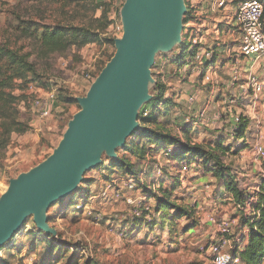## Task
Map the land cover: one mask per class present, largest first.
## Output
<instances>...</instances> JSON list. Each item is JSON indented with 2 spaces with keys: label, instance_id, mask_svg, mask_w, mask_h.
<instances>
[{
  "label": "rangeland",
  "instance_id": "obj_1",
  "mask_svg": "<svg viewBox=\"0 0 264 264\" xmlns=\"http://www.w3.org/2000/svg\"><path fill=\"white\" fill-rule=\"evenodd\" d=\"M185 1L187 8L192 6V0ZM195 4L194 22L188 16L184 23H190L191 28L197 30L201 28L205 44L219 52L221 85L216 92L228 93L234 71L238 68L242 74L240 83L245 82L251 61L248 66L244 59L240 60V65H235L234 54L228 58V47L237 39L236 35L232 36L235 22L231 21V14L212 11L210 0H195ZM110 7L114 11L112 0H61L60 3L0 0V67L13 66L8 50L29 64L27 67L17 63L14 67L24 76L12 87L22 101L16 106L17 116L28 124L29 129L25 134L13 133L7 147L0 150V199L12 180L44 163L58 149L70 123L82 111L80 100L88 96L115 57L116 40L122 38L116 31V27L122 25L121 11H117L112 19L113 27L100 37L98 43L86 46L81 52L73 48L61 55L44 58L39 55L37 41L42 27L65 24L88 27L103 15L108 16ZM164 57L165 54H157L152 73L160 72L165 64L164 71L173 76L175 66ZM256 68L254 66L250 72ZM10 74L12 72L0 79L6 80ZM187 81L177 80V77L172 80L176 94L191 90ZM200 89L204 101L208 90L204 86ZM49 90L56 91L59 104L51 118L40 120L33 112L32 101ZM6 92L12 90L7 88ZM151 94H154L153 90ZM185 98L182 95L179 100L175 99L177 107L173 106V101L172 105H167L166 109L172 115L150 127L169 132L171 137L182 138L183 142H188L190 137L194 143L213 147L217 138L210 128L179 135L178 126L184 124L187 115ZM245 106L242 110L249 120V128L244 133L246 148L236 151L242 147L244 139H224L230 150L223 159L225 166L240 181V188L253 193L264 172V159L253 148L260 137L264 145V92L256 103ZM141 128L140 123L139 130ZM3 131L0 127V134ZM136 132L127 139L124 147L136 139ZM137 140L140 144L134 145L131 151L119 148L115 157L105 153L102 163L86 172L75 193L59 199L49 208L48 225L55 235L40 232L33 215L29 216L23 227L0 249V264H212L210 247L219 240L224 219L231 223L233 219H239V204L226 191L223 181L204 172L200 163L178 165L166 157L165 151L151 153L147 140ZM118 158L126 160L139 172L140 182L127 176L124 169L112 167ZM172 188L170 199L178 206L191 208L196 224L176 210L163 212L161 218L156 216L157 202L151 196ZM140 208L150 209L157 221L154 230L146 225L148 213L137 217L136 210ZM231 231L238 238L243 234L238 223H232Z\"/></svg>",
  "mask_w": 264,
  "mask_h": 264
},
{
  "label": "water",
  "instance_id": "obj_2",
  "mask_svg": "<svg viewBox=\"0 0 264 264\" xmlns=\"http://www.w3.org/2000/svg\"><path fill=\"white\" fill-rule=\"evenodd\" d=\"M185 0H126L117 53L80 100L82 111L69 125L54 154L32 171L12 180L0 199V249L33 215L40 232L55 235L47 212L75 193L87 171L140 129V111L153 100L152 75L157 54L181 46Z\"/></svg>",
  "mask_w": 264,
  "mask_h": 264
},
{
  "label": "built area",
  "instance_id": "obj_3",
  "mask_svg": "<svg viewBox=\"0 0 264 264\" xmlns=\"http://www.w3.org/2000/svg\"><path fill=\"white\" fill-rule=\"evenodd\" d=\"M210 1L212 11L230 13L231 21L235 22V30L232 36L236 35L237 39L233 40L234 45L228 47V58H232L234 54L235 65H240L242 59L247 60L246 66L249 65L248 61H251V69L256 66V71L250 72L251 69L246 71V80L240 83L242 74L237 68L234 71V77L230 80L228 93L220 94V91L217 93L216 90L221 85L220 72L222 71V66L219 63V52L217 53L214 47L211 48L205 44L201 28L197 30L191 28L190 23H184L181 46L174 48L164 57L174 64L175 74L172 76L165 72V64L161 66L160 72L152 73L156 81V85L152 89L153 100L140 111V123L142 117L146 118L151 114V104L155 101L156 96L161 97L162 100H171L170 105L174 102L173 106H175L178 103L175 99L179 100L182 95H185V112L187 115L184 124H179V128L177 127L180 136L183 133L185 135L191 134L192 130L210 128L215 132L217 141L221 139L237 140L244 117L242 107L256 103L259 95L264 92V2L262 0ZM125 2L126 0H112L113 20L117 11L122 10ZM191 5L187 8L185 17L189 16L194 22L195 17L192 14L196 7L195 0L191 1ZM230 25L232 26V24ZM116 31L123 34V26H117ZM176 77L177 80L187 79L191 90L187 89L182 95L181 92L176 94L175 86L172 84V80ZM203 86L208 90L204 101L201 100L203 92L200 89ZM57 103L56 91H45L32 101L33 112L40 120H48L56 109ZM157 105L160 120L167 113L168 116L166 117L172 115L166 109L163 101ZM198 106L200 107L198 108ZM180 140L183 142L182 138ZM253 148L256 154L264 159V145L261 137L256 140ZM171 153L172 149L165 151L166 157ZM159 171H161L160 168ZM184 171H187V167H184ZM256 191H258V187L254 193ZM254 196L247 202V210H251L252 204L256 200ZM144 212L149 214L147 223L154 222L155 217L150 214L149 208L136 210L137 217H141ZM220 228L219 240L210 247L212 264H242L241 260L233 254L235 240L229 238L232 235V223L224 221Z\"/></svg>",
  "mask_w": 264,
  "mask_h": 264
},
{
  "label": "trees",
  "instance_id": "obj_4",
  "mask_svg": "<svg viewBox=\"0 0 264 264\" xmlns=\"http://www.w3.org/2000/svg\"><path fill=\"white\" fill-rule=\"evenodd\" d=\"M29 1L60 3L61 0ZM107 15L108 16L103 15L101 18L94 20V25L88 27H73L66 24L57 25L52 28L43 26L42 34L39 39H37L39 42V55L47 58L52 55H61L73 48L77 49L78 52H81L86 46L98 43L100 37L105 33L107 34L113 24L111 7L110 9L108 8ZM8 54L11 56L13 66L9 67L6 65V69L0 67V78L6 76L9 72H12L6 80L0 79V120L4 119L0 125V127L4 128V131L0 134V150L7 147L13 133L25 134L29 129L28 124L21 121L17 116L19 113L16 110V106L22 101L20 96L14 94L12 88L16 80L24 79L23 73L20 69L17 68L18 70H16L14 68L15 65L19 63V65L24 64L28 67L29 64H27L23 58H17V54L12 50H8ZM17 59L20 62L16 61ZM7 88L11 89L12 92L7 93ZM160 101H163L166 107L171 104V100H162L161 97L156 96L155 101L151 104V114L146 118H141L142 128L136 132V139L131 140L130 144H127L128 146L124 147L122 151H131V148H133L134 145L138 146V144H140V140L138 141L137 138H143L148 141L151 153L155 154L158 151L162 152L172 149V153L168 157L176 164H186L191 166L192 164L200 163L203 166L204 172L213 174L216 178L223 181L226 191L233 195L236 203L239 204V230H242V232L247 230V234H242L239 239L237 238V234L229 236L230 239L235 240L233 254L241 260L242 264H264V172L259 178L260 184L258 191L254 194L249 193L247 190L240 188V181L238 178L230 172L228 166H225L223 158L225 153L230 150V147L225 146L224 139L214 142L213 147L204 146L202 144L194 143L190 137L188 142H182L179 138H175L174 136L171 137L169 132H161L150 127L155 124H161L162 122L157 113V104ZM58 104L59 100L56 107ZM11 110L14 112H11ZM166 116H168V113ZM248 128L249 120L247 117H243L241 132L239 133L237 140L240 141L241 139H244V144L242 147L237 148V152L246 148L244 133L246 134ZM142 149L144 150V148ZM218 152H221L222 154L219 155ZM1 161L2 157L0 155V167ZM112 167L124 169L127 176H130L132 179H137V181L140 182L138 179L139 172L126 160L118 158L117 160H114ZM173 191V188L170 190L165 189L161 190L160 195L151 196L157 202V207L154 208L156 216L161 218L163 212L176 210L179 211L180 216L188 217L194 224H196L197 221L194 218V212L191 208L188 206H178L170 199ZM253 195H255L254 197L256 200L252 204L251 210L248 211L246 204ZM156 223L157 221H154L151 224L147 223L146 225H149L151 230H154Z\"/></svg>",
  "mask_w": 264,
  "mask_h": 264
},
{
  "label": "crops",
  "instance_id": "obj_5",
  "mask_svg": "<svg viewBox=\"0 0 264 264\" xmlns=\"http://www.w3.org/2000/svg\"><path fill=\"white\" fill-rule=\"evenodd\" d=\"M259 184H260V182L258 181V182H257V187H259ZM256 189H257V188L254 189V192H255ZM254 192H253V193H254ZM253 193H252V194H253ZM223 221H226V220L224 219ZM232 223H234V224H235V223H238V219H233ZM245 234H247V230H244V231H243V235H245ZM237 238H238V236H237ZM238 239H239V238H238ZM238 239H236V240H238Z\"/></svg>",
  "mask_w": 264,
  "mask_h": 264
}]
</instances>
